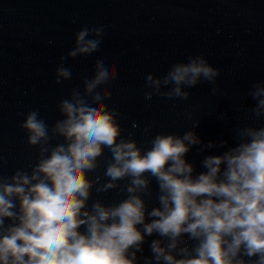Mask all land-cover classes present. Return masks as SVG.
I'll use <instances>...</instances> for the list:
<instances>
[{"label": "clouds", "instance_id": "9594fccd", "mask_svg": "<svg viewBox=\"0 0 264 264\" xmlns=\"http://www.w3.org/2000/svg\"><path fill=\"white\" fill-rule=\"evenodd\" d=\"M103 35V26L76 33L55 70L56 84L72 78L65 62L97 52ZM107 59L96 61L82 90L72 88L59 101L61 119L49 125L39 110L24 116L20 128L38 155L11 175L0 165V264H139L141 258L143 264H264V127L234 128L238 142L204 157L206 171L193 175L187 154L203 143L195 131L159 133L147 149L123 134L120 110L105 102L118 73ZM219 75L204 55L190 56L162 77L149 73L145 99L187 100L186 88L215 85ZM249 95L255 104L248 111L264 118V82L253 84ZM227 144L209 141L199 151ZM106 149L110 156L102 161ZM102 164V175L90 178ZM153 180L159 206L149 210ZM111 190L126 198L93 201V192ZM154 234L159 238L151 240V256H138Z\"/></svg>", "mask_w": 264, "mask_h": 264}, {"label": "water", "instance_id": "95a60500", "mask_svg": "<svg viewBox=\"0 0 264 264\" xmlns=\"http://www.w3.org/2000/svg\"><path fill=\"white\" fill-rule=\"evenodd\" d=\"M101 26L99 50L67 60L64 66L72 78L56 84L55 70L74 47L76 33ZM194 55H204L220 70L215 85L205 81L186 88L187 100L156 95L145 99L151 91L146 87L149 73L162 77ZM109 57L118 73L107 85L112 96L105 102L120 110L123 134L147 149L159 133L195 131L203 143L187 154L195 165L193 175L206 171L201 167L204 157L220 155L238 142L234 128L264 127V118L257 120L248 111L255 104L249 95L252 85L264 82V0H0V165L5 175L36 161L38 149L28 146L20 128L27 112L39 110L49 125L61 119L59 101L72 88L82 90L83 78L92 77L96 61L107 63ZM213 87L218 89L215 94ZM221 113L226 119L218 118ZM197 119L199 126L193 129ZM221 140L228 144L199 151L209 141ZM109 156L106 149L101 160ZM102 173L103 164L89 176ZM151 188L149 210L159 206L155 180ZM124 198L118 190L93 192V201L117 203ZM158 238L147 237L138 256H151L149 245Z\"/></svg>", "mask_w": 264, "mask_h": 264}]
</instances>
